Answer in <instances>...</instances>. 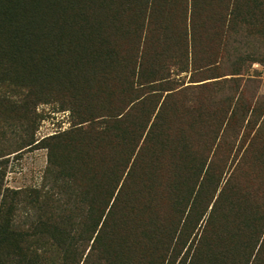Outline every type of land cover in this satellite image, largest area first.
I'll use <instances>...</instances> for the list:
<instances>
[{"label": "trees", "instance_id": "trees-1", "mask_svg": "<svg viewBox=\"0 0 264 264\" xmlns=\"http://www.w3.org/2000/svg\"><path fill=\"white\" fill-rule=\"evenodd\" d=\"M250 38L260 53L239 54ZM253 63L264 0H0V106L22 135L0 145V264H264ZM51 103L79 120L37 139ZM30 149L47 153L41 186L7 187L9 156Z\"/></svg>", "mask_w": 264, "mask_h": 264}, {"label": "rangeland", "instance_id": "rangeland-1", "mask_svg": "<svg viewBox=\"0 0 264 264\" xmlns=\"http://www.w3.org/2000/svg\"><path fill=\"white\" fill-rule=\"evenodd\" d=\"M255 42L256 41L254 40V38H250V44H248L246 48L243 47V49L239 51V54L244 53L246 55V53H248L246 51H248L250 47L255 53L258 52L260 53V51L253 49V46L257 45L255 44ZM234 46H237V44H234ZM261 46L262 44L261 45L258 44L259 49ZM227 57H228L227 55L224 56V60H226ZM248 62H246L245 66H248ZM220 67L221 69L217 70V73H221V72L228 73L231 71L229 61H225V63L223 62L222 65H220ZM247 73L252 76V79L251 82H249L246 85L245 95H249L252 99L264 97V66H261L258 63H253L251 67L247 68ZM189 76L190 74H186V75L182 74V78H180V80L182 81L184 80L185 85H187L189 82ZM230 77L231 76H226V78H230ZM111 82L112 85L115 84V80H112ZM228 84H227L228 87L226 86L227 87L226 94L232 95L234 92V88L230 86L232 85L231 82H229ZM105 86L106 85H99V88ZM95 88L98 89V86L95 85ZM112 93L113 91L110 88L99 90L100 100H95V103H92L91 106L103 107L105 104H107L106 102L113 100L114 96L112 95ZM221 93L222 92L220 91L219 96L221 95ZM62 95L66 97L70 96V94L66 91ZM79 96H76L74 98V101L71 96L70 102H77ZM67 101L69 103V100H66L65 104H67ZM104 101L105 103H103ZM6 109H7L6 107L4 108L0 106V138L2 133L6 135V138L4 139V141H1L0 144L3 147L8 145L10 142L11 143L15 142L16 144L17 141L18 143L19 141L18 138L22 136L19 134L21 132H19L20 122L18 119L19 116H17L18 114L7 113ZM36 111L40 115V117H42V119L39 120V127L35 134L37 139H42L43 137L51 136L57 132L60 131L62 132L64 130L69 129L72 123L77 122L79 120V113H80L75 108H72L68 111H61L60 106L56 103H51L48 105H40L37 107ZM247 132L248 130H245V135L247 134ZM10 138H13V140L7 141ZM46 156L47 153L46 150L44 149H30L28 150V152H24L17 156L10 155L9 162L7 165L8 174L5 178L6 186L13 189L41 186L42 175L44 168L46 166V159H47ZM151 187H152L151 190L157 189V192L153 191L155 193L153 196L154 199H158L156 210L162 211L164 207L165 208L167 207V202L170 199V195L166 190V188H164L163 184L161 186L151 185Z\"/></svg>", "mask_w": 264, "mask_h": 264}]
</instances>
